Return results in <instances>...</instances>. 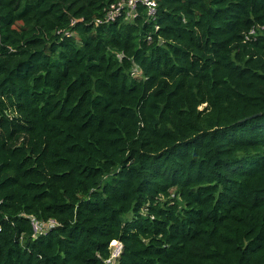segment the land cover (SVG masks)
Instances as JSON below:
<instances>
[{
  "label": "trees",
  "instance_id": "1",
  "mask_svg": "<svg viewBox=\"0 0 264 264\" xmlns=\"http://www.w3.org/2000/svg\"><path fill=\"white\" fill-rule=\"evenodd\" d=\"M119 1L0 0V264H264V0Z\"/></svg>",
  "mask_w": 264,
  "mask_h": 264
},
{
  "label": "built area",
  "instance_id": "2",
  "mask_svg": "<svg viewBox=\"0 0 264 264\" xmlns=\"http://www.w3.org/2000/svg\"><path fill=\"white\" fill-rule=\"evenodd\" d=\"M140 7L145 8L148 18H154L157 14L158 4L156 0H120L119 2L110 5L106 9V15L103 21H97V24H110L123 17L125 22L133 23L140 15ZM264 31V28L261 29ZM256 30H252L250 35L255 36ZM135 72L140 73L138 67ZM1 204V203H0ZM31 224L34 229L35 237L45 234L49 229L56 226L55 221L40 222L35 218H31ZM124 246L120 241H114L110 247V258L105 261L106 264H118L123 253Z\"/></svg>",
  "mask_w": 264,
  "mask_h": 264
},
{
  "label": "rangeland",
  "instance_id": "3",
  "mask_svg": "<svg viewBox=\"0 0 264 264\" xmlns=\"http://www.w3.org/2000/svg\"><path fill=\"white\" fill-rule=\"evenodd\" d=\"M136 74L140 75V73H136Z\"/></svg>",
  "mask_w": 264,
  "mask_h": 264
}]
</instances>
